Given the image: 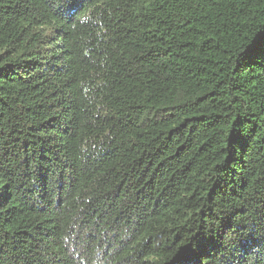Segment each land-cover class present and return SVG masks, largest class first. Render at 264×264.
<instances>
[{"label": "trees", "instance_id": "trees-1", "mask_svg": "<svg viewBox=\"0 0 264 264\" xmlns=\"http://www.w3.org/2000/svg\"><path fill=\"white\" fill-rule=\"evenodd\" d=\"M0 0V264H264V0Z\"/></svg>", "mask_w": 264, "mask_h": 264}, {"label": "snow or ice", "instance_id": "snow-or-ice-1", "mask_svg": "<svg viewBox=\"0 0 264 264\" xmlns=\"http://www.w3.org/2000/svg\"><path fill=\"white\" fill-rule=\"evenodd\" d=\"M75 2V0H69V11H72V4Z\"/></svg>", "mask_w": 264, "mask_h": 264}]
</instances>
